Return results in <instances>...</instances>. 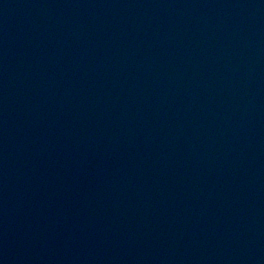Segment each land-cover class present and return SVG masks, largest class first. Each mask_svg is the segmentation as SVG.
<instances>
[{
    "label": "water",
    "instance_id": "95a60500",
    "mask_svg": "<svg viewBox=\"0 0 264 264\" xmlns=\"http://www.w3.org/2000/svg\"><path fill=\"white\" fill-rule=\"evenodd\" d=\"M0 264H264V0H0Z\"/></svg>",
    "mask_w": 264,
    "mask_h": 264
}]
</instances>
